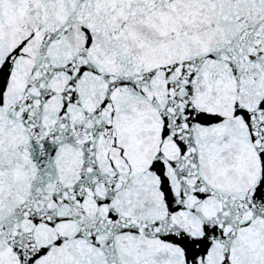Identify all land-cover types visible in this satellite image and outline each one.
<instances>
[{
  "label": "snow or ice",
  "instance_id": "1",
  "mask_svg": "<svg viewBox=\"0 0 264 264\" xmlns=\"http://www.w3.org/2000/svg\"><path fill=\"white\" fill-rule=\"evenodd\" d=\"M0 264H264V0H0Z\"/></svg>",
  "mask_w": 264,
  "mask_h": 264
}]
</instances>
